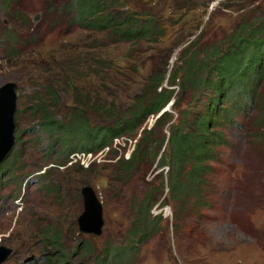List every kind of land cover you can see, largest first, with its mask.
Wrapping results in <instances>:
<instances>
[{
  "label": "rangeland",
  "instance_id": "1",
  "mask_svg": "<svg viewBox=\"0 0 264 264\" xmlns=\"http://www.w3.org/2000/svg\"><path fill=\"white\" fill-rule=\"evenodd\" d=\"M112 1L109 9L114 12L126 3V10L139 13L142 19L153 17L160 29L158 40L123 41L114 33L85 28L75 20L76 10L67 11L71 0H0V87L7 82L17 84L15 144L0 165V246L13 248L4 263L24 264L32 257L41 258L45 244L40 229L54 225L67 238V256L60 263L95 264L105 246L115 243L123 248L129 242L126 230L132 219L131 203L151 186L161 192L151 207V213L162 212L165 217L161 232L122 263L113 264H264V124L259 120L264 80L247 113H232L238 124L219 126L229 145L216 147L223 162H216L219 171L209 176L217 194L210 197L214 204L203 206L199 215L191 198L182 201L180 214H176L168 166H158V159L149 162V155L125 186L116 181L110 184L103 170L111 164L109 147L80 162L87 167L96 161L97 170L91 175L79 173L74 166L67 168L60 158L61 143L51 145L54 137L38 129L40 116L32 113L36 100L45 98L50 112L64 123L83 111L81 119L92 127L105 125L114 120L108 111L134 108L153 85L150 73L163 66V86L180 93L187 59L197 54L204 62L214 45L227 42L233 33L241 34L245 21L262 22L264 0ZM187 48L188 54L182 57ZM52 89L58 97L54 100ZM182 96L184 102L179 107L172 104L169 110L173 119L165 125L167 134L171 124H179L184 109L192 118V111L203 109L208 97L193 89ZM166 109L168 105L151 116L131 141L125 136L115 140L128 145L126 157ZM161 172L164 183L158 178ZM86 187L95 189L104 201L106 224L98 237L79 235ZM164 198L168 204H161ZM80 244L92 245V252L87 250L85 256L77 249Z\"/></svg>",
  "mask_w": 264,
  "mask_h": 264
},
{
  "label": "trees",
  "instance_id": "2",
  "mask_svg": "<svg viewBox=\"0 0 264 264\" xmlns=\"http://www.w3.org/2000/svg\"><path fill=\"white\" fill-rule=\"evenodd\" d=\"M111 5H114L112 0H71L67 11H77L75 20L81 26L114 33L123 41L158 40L160 29L153 17L142 19L139 13L127 11L126 3L121 5L119 12L110 10ZM240 31L241 34L233 33L227 42L214 45L212 55H208L204 62L197 54L187 59L186 67L183 69L185 78L182 80L180 93L176 91V88L163 86L165 66L162 69L158 67L150 73L149 79L153 85L143 94L145 97H140L134 108H130L127 112L108 111L107 114L112 116L109 117L114 119L111 122L92 127L87 119H81L84 113L80 111L76 113L73 122L64 123L50 112L45 98H39L32 105L33 115L40 116L38 129L54 137L52 146L53 142L61 143L60 158H63L61 162L64 163L65 156H68L70 152L80 150L97 154L110 144L114 137L126 136L128 139H134L137 130L151 116L159 114L171 101L174 106L179 107L184 102L182 94L186 93V90L204 91L205 96H208L207 103H204L203 109L192 111L194 113L192 118H190V111L184 109L180 114L179 124H171V130L167 134L164 128L172 121L173 116L170 111H165L158 117L156 123L157 128L160 129L159 132L156 126L145 130L140 143L128 157L125 156L127 147L120 153L116 149L112 150L107 154L111 158V164L103 168L109 174L110 184L116 181V184L123 182L122 185L125 186L133 179L139 165L147 155L151 163L158 159V166H168L167 181L170 197L176 203V214H180L182 201L191 198L193 210L199 215L203 206L212 205L215 202V199L210 200V197L217 193L209 174L214 172L213 175H217V167L214 164L223 162L220 157L221 151L220 149L217 151L216 147L229 145L219 126L226 122L238 124L232 113L236 111L246 114L256 102L258 88L263 85L264 19L262 22L245 21ZM197 44L196 41L192 45ZM190 48L185 49L182 57L188 54ZM204 71H206L205 74H203ZM174 82L176 78L173 79ZM54 91V89L51 91L52 100L58 98ZM200 99L201 97L198 101H201ZM261 106L259 120L264 124V103ZM17 113L18 111L16 115ZM188 126L190 128L193 126L195 129L187 130ZM146 144L147 147H145ZM111 153L114 154L113 157ZM6 161L7 158L3 162ZM95 162L89 163L87 167L78 162L74 165V170L79 173L88 171L91 175L97 170ZM158 178H162L164 183L162 172L158 174ZM109 187L117 190L115 185ZM157 198H161V192L151 186H148V191L143 196L134 197L131 203L132 219L126 230L129 242L123 248L116 246L115 243L105 246L97 256L95 264L122 263L133 251L161 232L165 217L162 213L156 215L151 213V207L159 200ZM161 204H168L167 199L164 198ZM40 232L43 234L45 244L43 263H67H60L67 256L65 243L67 238L62 229L48 225L42 227ZM91 248H93L92 245L91 247L85 244L77 246V249H81L85 256L88 255L87 250L92 252ZM72 255L74 253L70 254Z\"/></svg>",
  "mask_w": 264,
  "mask_h": 264
},
{
  "label": "water",
  "instance_id": "3",
  "mask_svg": "<svg viewBox=\"0 0 264 264\" xmlns=\"http://www.w3.org/2000/svg\"><path fill=\"white\" fill-rule=\"evenodd\" d=\"M38 17V14L35 15L34 20H38ZM16 89L17 84L14 82H7L2 87H0V165L10 155V151L13 149L15 144L14 131L16 130V123L14 116L17 109ZM172 104L173 102L171 101L168 104V109L166 110L169 111L172 107ZM82 194L84 196L85 209L80 219L79 234L101 236L104 232V225L106 222L104 216V201H101L95 189L90 187L84 188ZM89 194H91L90 197H92L94 206L97 207L96 209L98 219H95V216H91V213L84 216L87 212V207L90 205V202L88 201ZM83 216L85 220H83ZM90 218H92V220H89ZM12 252L13 248L0 246V264H5L4 262L10 257Z\"/></svg>",
  "mask_w": 264,
  "mask_h": 264
},
{
  "label": "built area",
  "instance_id": "4",
  "mask_svg": "<svg viewBox=\"0 0 264 264\" xmlns=\"http://www.w3.org/2000/svg\"><path fill=\"white\" fill-rule=\"evenodd\" d=\"M123 137V136H122ZM118 138H121V137H116L115 138V140L116 139H118ZM125 138H127L126 136H125ZM115 140H114V143H113V147L112 146H107V147H109L110 148V150H111V147L113 148V149H116L119 153L120 152H122L128 145H126V144H124V142H116L115 143ZM127 140L128 141H131V139H128L127 138ZM104 148H106V147H104ZM110 152V151H109ZM108 152V153H109ZM89 154H91V153H83V155H81V156H79V157H77L75 160H74V163H78V162H81V161H83L85 158H86V156H88Z\"/></svg>",
  "mask_w": 264,
  "mask_h": 264
},
{
  "label": "bare ground",
  "instance_id": "5",
  "mask_svg": "<svg viewBox=\"0 0 264 264\" xmlns=\"http://www.w3.org/2000/svg\"><path fill=\"white\" fill-rule=\"evenodd\" d=\"M0 147H1V140H0ZM90 195L91 194H89V198H88L89 199L88 201L90 202V205L87 207V212L85 213L84 216L89 215L91 213L90 214L91 216H95V219H98V217H97V209H96L97 207L94 206V202H92L93 200H92V197H90ZM84 216H83V220H85ZM93 219H94V217H93ZM90 220H92V218H90Z\"/></svg>",
  "mask_w": 264,
  "mask_h": 264
}]
</instances>
